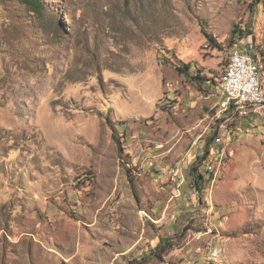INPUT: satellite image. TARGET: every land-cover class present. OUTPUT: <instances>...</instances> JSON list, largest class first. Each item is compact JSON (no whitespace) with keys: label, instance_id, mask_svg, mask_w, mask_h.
<instances>
[{"label":"rangeland","instance_id":"1","mask_svg":"<svg viewBox=\"0 0 264 264\" xmlns=\"http://www.w3.org/2000/svg\"><path fill=\"white\" fill-rule=\"evenodd\" d=\"M246 46L264 90V0H46L40 17L0 0V264H264V103L218 109ZM192 141L206 221L169 235L155 178Z\"/></svg>","mask_w":264,"mask_h":264},{"label":"crops","instance_id":"2","mask_svg":"<svg viewBox=\"0 0 264 264\" xmlns=\"http://www.w3.org/2000/svg\"><path fill=\"white\" fill-rule=\"evenodd\" d=\"M193 135L195 137V134ZM194 140H196V138ZM195 143L193 141L190 142V150L184 153L186 159L185 163L180 164L181 167H178V169L175 168L176 170L173 171V175L167 174L168 176L165 180L155 178L165 190L164 192L161 190V194L157 195L155 198L156 206L160 210L158 222L164 225L169 235L175 233L183 226L185 223L184 217L188 219L191 216H195L197 218V223L202 224L206 221V210L201 208L198 203L199 199L193 191V185H196V180L199 178L198 174L192 167L189 168V165H187V161L190 162L191 158L193 159V157L197 156V151L206 150L205 145L202 147L203 141L199 142L198 146H196ZM184 169L189 170L184 171ZM161 176L162 174L160 173L159 177ZM204 234L206 233L203 230L197 231L195 233V238L201 239ZM194 243V247L196 248L198 245L197 240H195ZM201 243L202 241H200L199 244ZM147 264H153V262Z\"/></svg>","mask_w":264,"mask_h":264},{"label":"bare ground","instance_id":"3","mask_svg":"<svg viewBox=\"0 0 264 264\" xmlns=\"http://www.w3.org/2000/svg\"><path fill=\"white\" fill-rule=\"evenodd\" d=\"M240 53L241 50L233 51L229 66L223 72L217 83V88L219 90V95H220L218 109L219 112L222 113L223 116H225L227 119H231L237 116L242 117L244 115H249L251 108L253 109L255 106L257 108V105L247 106V104H239L238 107H235L233 111V99L235 98V89L233 85H234V77L238 73V66L240 64ZM251 64L252 66H254L256 90L259 94V97L264 98V90L260 79V66L254 59L252 52H251ZM227 113H229V116H227ZM215 141L216 143L221 142L222 136L216 135ZM210 256L213 260H219L221 256V248L216 247L215 249H212Z\"/></svg>","mask_w":264,"mask_h":264},{"label":"built area","instance_id":"4","mask_svg":"<svg viewBox=\"0 0 264 264\" xmlns=\"http://www.w3.org/2000/svg\"><path fill=\"white\" fill-rule=\"evenodd\" d=\"M233 86L235 89L233 111L235 107H238L239 104H247L248 106L262 105L264 103V98H260L256 90L254 66L251 64V50L248 46H246L244 49H241L240 64L238 66V73L234 77ZM227 116H229V113H227ZM226 135H229V133L222 134V141L219 143H214L215 147L218 148L221 144H224ZM216 155L217 153L212 154V165H205L207 167V173L209 174V177L211 176L212 169L214 167V157Z\"/></svg>","mask_w":264,"mask_h":264},{"label":"trees","instance_id":"5","mask_svg":"<svg viewBox=\"0 0 264 264\" xmlns=\"http://www.w3.org/2000/svg\"><path fill=\"white\" fill-rule=\"evenodd\" d=\"M22 2L26 5V7L28 8L29 11H31L33 14H36L39 17L41 15H43V13L46 9V0H22ZM204 33L206 34V36H208L206 32H204ZM252 55H253V53H252ZM253 57H254V55H253ZM254 59L257 62L256 57H254ZM176 69L180 73H182L186 78L192 79L195 83H198L197 80L206 81V78H201V77L197 78L196 76H191L189 65H186L185 68L176 67ZM205 147H206V153H205L204 159L209 154L208 144H206ZM199 159H201V158H199ZM200 182H205V177L203 175L199 176V178L196 180V185H199ZM171 245H172V243H171L170 239L161 240L160 243L158 244L156 250L154 251V256L158 257L159 259H163V256L160 255L161 252L163 253V252H166V250L168 251V249L170 248Z\"/></svg>","mask_w":264,"mask_h":264}]
</instances>
